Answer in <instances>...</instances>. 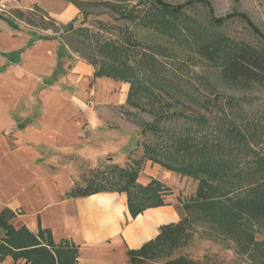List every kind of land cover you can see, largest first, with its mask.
I'll return each mask as SVG.
<instances>
[{
    "label": "trees",
    "instance_id": "trees-1",
    "mask_svg": "<svg viewBox=\"0 0 264 264\" xmlns=\"http://www.w3.org/2000/svg\"><path fill=\"white\" fill-rule=\"evenodd\" d=\"M105 6L118 18L149 26L171 42L193 43L199 56L218 73L221 83L239 90L254 86L264 89V32L251 18L234 11L215 17L208 0H189L172 5L164 0H81ZM81 24L89 15L77 4ZM202 6L207 9L205 24L186 15V11ZM239 20L256 38L258 45L217 35L213 29ZM78 18L67 25L66 32L86 39L84 28L76 26ZM101 59H91L93 77H110L129 84L125 105L151 115L140 133L152 134L155 143L144 145L145 159L180 177L197 182L193 198L182 202L180 221L162 226L154 240L127 252L129 264H201L187 254L171 256L187 247L196 234L193 220L212 225L218 234L242 247H257L255 234L264 232V128L244 110L247 101L211 91L203 97L198 91L184 92L167 77L156 73L157 51L172 55L167 47H137L125 33L123 40L95 41ZM135 48L136 57L132 55ZM143 81V77H150ZM195 89V87H194ZM140 97L146 101L141 102ZM188 110L189 113L185 111ZM205 111L207 115L201 113ZM181 122L182 128L171 125ZM138 170L123 169L119 188L98 186L83 193L118 191L127 194L132 218L153 207L165 206L168 188L156 180L146 186L136 183ZM11 212L0 214V261L9 257L12 264H77L78 250L69 242L55 243L46 230L37 234L26 228L15 229L9 223ZM216 264V263H211Z\"/></svg>",
    "mask_w": 264,
    "mask_h": 264
},
{
    "label": "crops",
    "instance_id": "crops-1",
    "mask_svg": "<svg viewBox=\"0 0 264 264\" xmlns=\"http://www.w3.org/2000/svg\"><path fill=\"white\" fill-rule=\"evenodd\" d=\"M10 8L15 19L0 16V214L11 212L15 229L46 230L53 242L74 245L77 264H129V250L181 219L173 189L164 196L165 206L135 218L125 192L83 193L80 165L94 169L111 143L93 141L108 134L92 131L97 119L88 104L125 105L129 84L93 77V65L70 49L65 28L78 18L76 6L16 0ZM31 18L56 28H42ZM137 176L142 186L179 182V175L154 163ZM12 263L9 257L0 261Z\"/></svg>",
    "mask_w": 264,
    "mask_h": 264
},
{
    "label": "rangeland",
    "instance_id": "rangeland-1",
    "mask_svg": "<svg viewBox=\"0 0 264 264\" xmlns=\"http://www.w3.org/2000/svg\"><path fill=\"white\" fill-rule=\"evenodd\" d=\"M69 3L77 4L82 10L88 12L87 21L81 24V15L78 13L76 26L84 28L87 38L84 39L79 35L67 33L65 35L70 49L75 54L87 62L91 59H101L98 54L95 41L103 42L107 39L123 40L125 33L131 35L142 50L151 51L149 47H167L172 55H161V50L157 51L156 73L157 77H167L170 81L175 82L184 92L198 91L203 97H209L211 91L223 94L227 97L239 98L247 101L244 110L252 118L258 120L264 128V89L254 86L249 90H235L220 82L218 73L211 65L202 59L193 43L171 42L167 36H161L158 32L139 23H132L110 11L105 6L88 4L81 0H66ZM138 0H131L128 4L133 6ZM172 5L180 4L189 0H164ZM211 2L213 15L215 17L225 16L234 11L243 13L251 18L258 29L264 32V0H208ZM79 10V9H78ZM187 16L205 24L208 20L207 9L197 6L186 11ZM27 22V18H22ZM32 24L42 28L55 30V26L50 22H42L36 18H31ZM217 35L229 37L233 41H241L258 45L256 38L246 29V26L239 20L220 25L213 29ZM135 48L133 53H135ZM136 57V53L132 55ZM150 77H143V81L149 80ZM195 87V89H194ZM141 102H145V97H140ZM90 111L95 117L92 131H103L108 135L94 137L93 141H111L108 149L102 153L101 160L97 162L94 169H87L86 166L80 165L79 176L84 182V186L93 189L103 186L107 189L119 188L123 184L120 170L142 169L146 164L151 163L145 159L144 145L151 146L155 143L152 134L140 133L144 123H151L154 119L152 116L139 112L128 105H107L97 107L88 104ZM189 113L188 110L185 111ZM207 115L205 111H200ZM172 128L180 129L182 124H172ZM91 131V130H90ZM264 143V142H263ZM264 152V144L260 146ZM179 182L174 187L168 188L179 192L178 209L182 214V202L193 198L196 191L197 182H193L187 177H178ZM166 188V189H167ZM196 234L193 241L175 252L171 258L187 254L190 258L200 261L201 264H264V232L256 233L254 240L260 242V246L242 247L234 243L230 238H224L218 234L212 225L200 220L192 221ZM264 229V228H263ZM2 234H0V237Z\"/></svg>",
    "mask_w": 264,
    "mask_h": 264
},
{
    "label": "built area",
    "instance_id": "built-area-1",
    "mask_svg": "<svg viewBox=\"0 0 264 264\" xmlns=\"http://www.w3.org/2000/svg\"><path fill=\"white\" fill-rule=\"evenodd\" d=\"M16 0H0V16H8L12 19H15L12 8H10V5L13 4Z\"/></svg>",
    "mask_w": 264,
    "mask_h": 264
}]
</instances>
